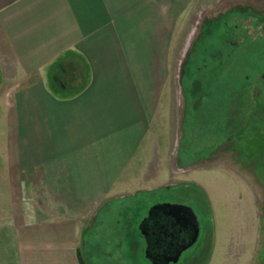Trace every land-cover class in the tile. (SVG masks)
I'll return each mask as SVG.
<instances>
[{"label": "crops", "instance_id": "1", "mask_svg": "<svg viewBox=\"0 0 264 264\" xmlns=\"http://www.w3.org/2000/svg\"><path fill=\"white\" fill-rule=\"evenodd\" d=\"M189 1L0 0V48L10 49L20 83L2 87L17 97L12 107L0 101L10 110L0 125L2 262L79 264L75 206L113 203L142 179L155 189L148 169L135 163L132 172L143 143L135 134L155 123L156 63ZM113 126L118 138L106 131ZM98 151L95 161L109 163L103 172L84 163ZM152 155L144 156L148 166ZM97 175L109 180L92 188Z\"/></svg>", "mask_w": 264, "mask_h": 264}, {"label": "rangeland", "instance_id": "2", "mask_svg": "<svg viewBox=\"0 0 264 264\" xmlns=\"http://www.w3.org/2000/svg\"><path fill=\"white\" fill-rule=\"evenodd\" d=\"M8 52L0 48V101L12 107L17 97L6 96L4 88L20 83L13 80ZM160 55L154 82L162 103L151 111L152 129L142 126L135 134L143 143L141 159L131 166L133 174L135 163L148 169L157 188L147 189L142 179L113 203L75 206L82 234L77 262L158 264L147 256L141 225L152 206L171 202L194 208L200 234L178 262L167 264H264V0L189 1ZM76 70L69 83H75ZM6 108L0 104L1 126ZM106 131L118 138L116 127ZM99 151L86 153L91 158L84 163L96 162L90 167L102 171L109 163L95 161ZM147 153L153 154L151 166ZM133 174L128 182H135ZM106 179L92 177L91 187ZM3 252L0 242V264Z\"/></svg>", "mask_w": 264, "mask_h": 264}, {"label": "water", "instance_id": "3", "mask_svg": "<svg viewBox=\"0 0 264 264\" xmlns=\"http://www.w3.org/2000/svg\"><path fill=\"white\" fill-rule=\"evenodd\" d=\"M169 219L183 222V225L188 226V232L180 233L178 225L170 223ZM141 226L148 242L147 256L158 264L178 262L184 251L198 241L200 234L199 220L194 208L181 203H156ZM161 258L165 261L159 263Z\"/></svg>", "mask_w": 264, "mask_h": 264}, {"label": "flooded vegetation", "instance_id": "4", "mask_svg": "<svg viewBox=\"0 0 264 264\" xmlns=\"http://www.w3.org/2000/svg\"><path fill=\"white\" fill-rule=\"evenodd\" d=\"M166 220H168V218H166ZM171 222L178 225L177 228L180 230V233H181V231L184 232V233H187L188 232V226L187 225H183V222H178V221L170 220V223ZM158 244H159V242H158ZM160 246L162 247L163 246V243H161Z\"/></svg>", "mask_w": 264, "mask_h": 264}, {"label": "trees", "instance_id": "5", "mask_svg": "<svg viewBox=\"0 0 264 264\" xmlns=\"http://www.w3.org/2000/svg\"><path fill=\"white\" fill-rule=\"evenodd\" d=\"M82 264H84V262Z\"/></svg>", "mask_w": 264, "mask_h": 264}]
</instances>
